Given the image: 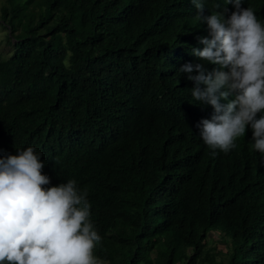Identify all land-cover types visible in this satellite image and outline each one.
I'll return each mask as SVG.
<instances>
[{
    "label": "trees",
    "instance_id": "obj_1",
    "mask_svg": "<svg viewBox=\"0 0 264 264\" xmlns=\"http://www.w3.org/2000/svg\"><path fill=\"white\" fill-rule=\"evenodd\" d=\"M220 2L205 0L204 15ZM242 2L264 22V0ZM196 16L192 0L0 6L11 46L0 54V158L34 147L45 187L86 189L95 255L109 264H264L260 161L242 148L186 155L193 112L181 109L191 90L179 69L205 47ZM214 234L226 253L207 246Z\"/></svg>",
    "mask_w": 264,
    "mask_h": 264
},
{
    "label": "clouds",
    "instance_id": "obj_2",
    "mask_svg": "<svg viewBox=\"0 0 264 264\" xmlns=\"http://www.w3.org/2000/svg\"><path fill=\"white\" fill-rule=\"evenodd\" d=\"M192 3L205 47L188 51L179 69L191 90L181 109L193 112L185 113L186 155L220 158L242 148L264 172V22L242 0H221L224 10L211 15L205 0ZM44 167L31 146L0 158V264H109L95 255L102 237L87 190L74 179L45 187Z\"/></svg>",
    "mask_w": 264,
    "mask_h": 264
},
{
    "label": "rangeland",
    "instance_id": "obj_3",
    "mask_svg": "<svg viewBox=\"0 0 264 264\" xmlns=\"http://www.w3.org/2000/svg\"><path fill=\"white\" fill-rule=\"evenodd\" d=\"M3 3V0H0V6ZM1 23V22H0ZM9 39L5 35V32L0 29V54H8L11 52V46L8 44ZM219 238L216 234L210 237L207 240V246L211 249H216V251H220L222 253H226V248L224 246L219 245Z\"/></svg>",
    "mask_w": 264,
    "mask_h": 264
}]
</instances>
